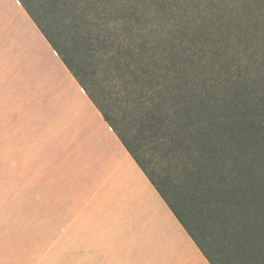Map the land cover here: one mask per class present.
<instances>
[{
	"label": "crops",
	"instance_id": "1",
	"mask_svg": "<svg viewBox=\"0 0 264 264\" xmlns=\"http://www.w3.org/2000/svg\"><path fill=\"white\" fill-rule=\"evenodd\" d=\"M33 19L0 0V93L44 138L34 163L29 119L25 145L0 132V264H211Z\"/></svg>",
	"mask_w": 264,
	"mask_h": 264
},
{
	"label": "trees",
	"instance_id": "2",
	"mask_svg": "<svg viewBox=\"0 0 264 264\" xmlns=\"http://www.w3.org/2000/svg\"><path fill=\"white\" fill-rule=\"evenodd\" d=\"M55 1L52 0L51 3L55 4ZM240 2L243 5L238 10L241 12L237 14V28L242 31L245 22L247 32L254 33L251 37H257L259 32L255 31L260 24V16L264 14L262 8L264 6L261 4L259 7L258 0H253L252 3L249 0ZM108 3H113L116 7L107 9ZM65 4L70 8L71 18L79 20L82 23L79 26L85 28L83 31L73 33V45L92 59L96 55L100 56V65L103 66L102 72L106 77L113 73L112 70L117 72V76H113L115 80L110 78L114 84L123 83L124 87H127L129 83L148 79L155 73L157 67L162 68L165 74L159 76L162 78L161 87L155 91L156 93L152 94L143 89L142 85L136 90L133 89L136 91V98L128 105L135 111H129L130 120L134 118L142 120L140 126H143V129L136 132L142 134L143 131L147 132L142 135L145 142L150 143L152 147L160 146L162 155L167 152L178 154L177 160L183 165V175L194 180V185L199 188L192 189L193 192L188 195L193 201L207 205L208 211L217 216L215 218L224 215L230 217L228 234L237 245V257L249 259L259 257L264 262V122L260 118L250 116L243 109L247 105L246 99L238 96L237 87L235 92H232L234 94L230 101L226 98L229 89L223 81L211 83L209 85L211 90L208 89L207 80L198 77L199 74L194 72L192 62L198 55L192 51L190 45L185 48L186 46L180 42L178 44L180 50H175L176 46L166 43L168 35L161 32L153 23L155 14L165 6L149 10L146 8V0H65ZM247 7L250 9L243 13ZM168 9L173 10L171 7ZM256 11L258 13L254 16L255 21L247 18L248 13L253 14ZM187 12L183 10L181 4L176 14H173V24L180 26L181 22L187 23L188 20L186 22L180 20ZM112 13H116L115 17L122 22H109L107 15ZM163 13H167V8H164ZM232 18L230 16L226 20L225 17H221L219 22L225 24V21L228 23ZM202 19L207 21L204 16ZM33 20L103 119L192 237L180 217L178 205L169 199L168 194L159 186L141 160L136 148L138 144H134V140L140 143L138 135L130 138L128 131H122L89 92L85 79H88V76L91 79L90 71L94 73L96 65L82 63L80 61L82 58H77L75 52L70 50L73 48L72 44V47L65 46L66 52H63L59 43L46 29ZM73 28L78 30L76 26ZM138 35L142 37L131 40L133 36ZM260 48L264 49V46ZM242 52L237 54L242 55ZM234 71V79L240 83L239 79L243 78L246 72L242 73L238 66ZM196 77L199 79L196 80ZM150 85L158 88L152 80ZM219 94L221 97L225 94L224 99L218 98ZM120 120L126 124L124 117ZM170 154L165 156L169 157ZM166 159L170 161V158ZM193 240L196 242L194 238ZM233 243L231 244L236 249ZM197 245L200 247L198 243ZM200 249L202 250L201 247ZM205 256L213 264L206 254Z\"/></svg>",
	"mask_w": 264,
	"mask_h": 264
},
{
	"label": "rangeland",
	"instance_id": "3",
	"mask_svg": "<svg viewBox=\"0 0 264 264\" xmlns=\"http://www.w3.org/2000/svg\"><path fill=\"white\" fill-rule=\"evenodd\" d=\"M30 11L33 18L42 25L46 31L56 40L63 52L65 46L73 45V33L75 31H83L85 28L79 26L82 23L79 20H73L71 18V11L65 0H56L55 4L51 3L52 0H22ZM250 3L253 0H249ZM259 7L262 4L264 6V0H258ZM159 3V5H158ZM183 7V10H187V14L180 20L182 25L175 26L173 14H176L177 9ZM147 9L151 10L154 7L161 6L159 0H146ZM240 0H173L172 3H167L165 7L158 10L153 23L158 26L161 32L168 35L169 39H166L168 45L176 46L175 50H180L178 45L180 42L185 48H193L192 51L198 55L194 57L192 65L194 72L198 73V77L207 80L208 89L211 83L217 84L221 81L226 83L229 94L226 95L227 101L233 98L232 92H235L237 87V94L246 99V107L243 108L250 116L260 118L264 122V49L260 47L264 46V14L260 16V24L256 27L255 33L258 31L257 37L247 32L246 24L243 23L242 31L238 30L237 14L242 7ZM118 6V5H117ZM141 7V4H139ZM257 6V7H258ZM116 7L113 3L106 5L107 9ZM173 8V12L168 9ZM118 8V7H117ZM164 8H167V13L164 12ZM264 9V7H262ZM250 7L243 13H247ZM259 9V8H258ZM260 10V9H259ZM258 11L253 14L248 13L247 18L255 21L254 17ZM118 15V14H117ZM116 13L107 15L109 22H122L117 20ZM204 16L207 21H203ZM233 17L228 23L220 24L221 17H225L226 20ZM153 17V16H152ZM151 17V18H152ZM205 20V19H204ZM73 26H76L78 30H75ZM123 26V25H121ZM222 26L220 29H217ZM240 26V25H239ZM136 37H142L141 35L133 36L131 40ZM122 39V36H121ZM173 39V40H172ZM66 44V45H63ZM72 44V45H71ZM259 46V48H253V46ZM73 50L77 58L82 63L94 64V73L91 72V79H85L87 82V88L101 108L111 116L117 125H119L122 131H128L130 138L138 135L140 143L134 140V144H138V152L141 160L145 163L148 172L153 174V178L165 190L166 194L171 201L178 205L180 217L185 226L190 231L192 237L202 248L204 254L212 261L213 264H263L264 262L255 257L249 259L241 256L237 257V245L232 242L229 237V216H217L213 215L212 211H208V206L204 203L193 201L188 195L193 190H198L194 185V180L191 178H185L183 175V165L177 160V153L170 154L169 152L162 155L160 146L152 147L150 143L145 142L142 137L147 132L137 133L136 131L143 129L142 120L136 118L130 120L129 111L134 112V108L129 107L128 104L134 100L136 91L141 85L142 88L149 92L156 93L155 91L161 87V79L159 76L165 74L161 67H157L155 73L148 79L144 78L139 80L138 83H129L127 87L122 83L114 84L111 82L115 80L117 72L112 70V74H106L102 71L101 61L98 55L93 59L88 55H84L78 51L75 45ZM243 51L237 54L238 52ZM191 53V52H190ZM241 56V58H240ZM89 61V62H87ZM98 62L97 64H95ZM100 65V66H99ZM99 66V67H98ZM241 69L243 78H240V83L237 79H234L235 67ZM102 69V70H101ZM138 71V70H136ZM250 73V74H249ZM115 76V77H113ZM154 77V78H153ZM157 77V78H156ZM111 78V79H110ZM199 78L196 77V80ZM90 80V81H89ZM152 82L157 84L158 88H155L151 84ZM200 81V80H199ZM159 82V83H157ZM89 86V87H88ZM220 91V90H219ZM138 92V91H137ZM222 94V93H221ZM218 95V98L221 97ZM18 104L13 94L0 93V132L6 136L12 134L16 139V142L25 145V135L23 129L26 119L30 120V135L33 138L34 146L27 143V146L34 149L37 152L34 163L41 162V151L43 147V136L38 133H34L32 118V111H24ZM124 117V122L120 118ZM128 128V129H126ZM141 134V135H139ZM142 139V140H141ZM3 144H9L10 142L4 141ZM170 154V156H165ZM166 158H170L167 161ZM3 158L0 157V163H3ZM25 157H19V164L25 163ZM34 161V160H33ZM162 182V183H160ZM193 189V190H192ZM180 202V203H179ZM197 202V203H195ZM205 205V206H204ZM19 223V227L21 226ZM38 239V238H35ZM40 241V239H38ZM236 249L232 246V244ZM258 256V254H256ZM98 264H139L130 258L129 254L114 253V259L112 261L99 260Z\"/></svg>",
	"mask_w": 264,
	"mask_h": 264
},
{
	"label": "snow or ice",
	"instance_id": "4",
	"mask_svg": "<svg viewBox=\"0 0 264 264\" xmlns=\"http://www.w3.org/2000/svg\"><path fill=\"white\" fill-rule=\"evenodd\" d=\"M161 6H165L167 3H172L173 0H159Z\"/></svg>",
	"mask_w": 264,
	"mask_h": 264
}]
</instances>
